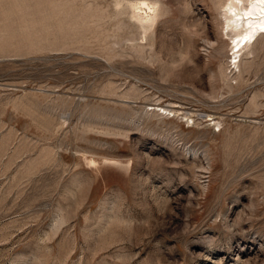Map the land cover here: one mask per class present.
Masks as SVG:
<instances>
[{
  "label": "rangeland",
  "instance_id": "obj_1",
  "mask_svg": "<svg viewBox=\"0 0 264 264\" xmlns=\"http://www.w3.org/2000/svg\"><path fill=\"white\" fill-rule=\"evenodd\" d=\"M228 2L0 0V264H264V28L235 57Z\"/></svg>",
  "mask_w": 264,
  "mask_h": 264
},
{
  "label": "bare ground",
  "instance_id": "obj_2",
  "mask_svg": "<svg viewBox=\"0 0 264 264\" xmlns=\"http://www.w3.org/2000/svg\"><path fill=\"white\" fill-rule=\"evenodd\" d=\"M141 5L146 9H150L145 2H141ZM225 15L226 28L236 32L234 36L236 40L232 48L236 47L238 49L237 52H233L235 57H238L247 46L253 43L250 42L252 39L255 41L256 33L253 34V31L264 28V0H230L226 4ZM151 23L152 18L148 15L145 16V20L142 21L143 29L149 28ZM238 23L241 25L239 29ZM244 24L250 26V29H244ZM162 110L166 111L167 109Z\"/></svg>",
  "mask_w": 264,
  "mask_h": 264
}]
</instances>
